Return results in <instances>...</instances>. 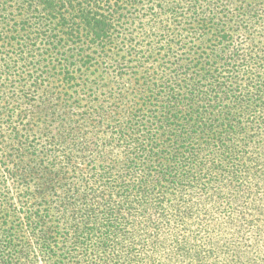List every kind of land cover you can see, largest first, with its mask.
<instances>
[{"label": "trees", "instance_id": "1", "mask_svg": "<svg viewBox=\"0 0 264 264\" xmlns=\"http://www.w3.org/2000/svg\"><path fill=\"white\" fill-rule=\"evenodd\" d=\"M144 1L0 0V20L7 5L20 9L1 34V50L6 59L24 65L17 74L20 83L6 77L5 84L18 89L24 106L45 93L49 76L57 77L64 95H76L72 107L85 100L81 116L91 111L92 124L102 127L89 137L88 145L99 156L85 164L92 172L84 181L113 204H104L93 217L88 196L69 195L72 182L64 180L52 187L60 189L53 196L40 190L41 196L23 210L24 220L17 222L15 202L0 197V264H32V249L44 264H80L84 257V264H140L129 246L166 248L179 231L174 224L186 230L201 211L225 212L227 226L220 228L216 221L213 228L228 230L239 260L246 247L262 254L260 262L244 264H264V0H189V10L181 12L159 0L151 15L166 14L163 20L179 24L188 23L190 13L201 19L186 34L165 25L156 43H136L115 33L114 21L130 15L126 9L140 11ZM207 13L217 20L210 24ZM14 44L18 47L12 49ZM107 79L112 89L100 93L119 97L110 118L104 116L106 100L97 94ZM12 111L7 107L8 117ZM41 164L59 177L62 166L53 160ZM247 187L253 193L239 195ZM250 204L262 214L258 226L240 218L239 208ZM134 216L143 223L141 230L131 228ZM21 223L28 229L26 239L20 236ZM80 236L91 247L79 260L67 241ZM189 243L195 242L182 238L177 251L190 255L197 249L191 260L202 264L205 252ZM209 245L208 256L220 249L214 241ZM144 262L159 264L154 258Z\"/></svg>", "mask_w": 264, "mask_h": 264}, {"label": "rangeland", "instance_id": "2", "mask_svg": "<svg viewBox=\"0 0 264 264\" xmlns=\"http://www.w3.org/2000/svg\"><path fill=\"white\" fill-rule=\"evenodd\" d=\"M145 1L143 2V9H140V11L133 10V8L130 10L126 9L125 12L130 11L131 14L121 16L120 19L114 21L115 33L127 34L131 36L132 41L136 43H138L137 41H143L144 44L147 41L156 43L159 38L157 33L159 30H164L165 25L167 27L172 24L171 28L166 29L174 30L175 33L182 32L186 34L190 33V30H193L195 24L201 19V14L190 13L192 15L188 19V23H169V21L163 20L166 14L151 15L150 13L155 7L153 4L155 5L159 0H152L151 2ZM167 1L165 0L169 6H176L178 12H181L183 8L187 10L190 8L189 0ZM202 7L206 8V3H203ZM2 12L3 19L0 20V50L5 49L2 46L5 39L1 34L5 32V30H9L10 23L13 22H8V19L12 17L16 18L17 12H20V9H18L17 6L10 7L7 5V9ZM178 12H176V14H178ZM211 14L213 13L208 14V17L211 18L210 24L217 20V16L213 17ZM182 27H185L186 30H181ZM120 40H122V38H120L119 41ZM13 47H18V45L14 44L12 49ZM12 49H8L7 51H11ZM5 51L6 50H1L0 53V65L2 66L5 62L9 65L8 69H5L7 67L3 68L0 66V197L5 202L9 200L15 202L17 214L13 219L19 222V220H24L23 210L26 209L27 206H30L33 200L38 198L37 196H41L40 190L41 194L46 192L48 196H53V193L60 192V189L56 192V188L53 189L52 187H56L59 184L62 185L65 180L66 183L72 182L71 188L68 190L69 195H81L84 193V195L86 194L88 196L90 200L89 204H93L95 207V210H92L94 214L93 217H95L103 208V205L108 204L109 201L107 200L106 193L102 196V193L95 191V188L92 187L93 184L84 181L92 172L86 168L85 164L89 162V159L92 160V158H98L99 156V153L92 148L93 146L88 145V140L91 134H93L95 130L100 129L102 125L97 128V126L92 124L94 121L92 120L93 115H90L91 111H89L87 116H81L85 100H80L79 107L77 103L74 107L70 105L73 99L76 98V95L72 93L71 98H69L68 95H64L60 91L58 83L55 82V78L57 77L49 76V84L46 85V83V86L44 85L45 93L35 96L33 100L27 102L26 106L22 105L20 101V92L15 87L9 88V86L5 84V78L17 77V82L20 83V76H17V74L23 70L24 65H18L19 62L17 60L6 59L7 57L4 56V53L6 54ZM153 59L154 56H151V61ZM3 69L8 70L9 73H3ZM123 81L122 83L127 84L125 79ZM18 83H16L15 86H18ZM112 84V81L108 79L105 80L101 86H99L100 88L97 92L101 99L106 100L103 111L104 116L108 118L117 110L115 106L118 104L119 97L117 99L110 97V95L107 97L100 92H102V90L112 89ZM14 89L17 91H14ZM86 90L87 88L85 91ZM7 102H10V105H7ZM7 107L13 108L11 112L12 115H9V117L6 114ZM86 107L88 108V106ZM49 153L51 155L50 157H48ZM49 160H53L59 164L58 166H62L58 168L60 172L59 177H53L48 171L49 168L44 169L41 164V161L47 163ZM119 162L123 163L122 157L119 158ZM27 163H29L28 166L31 168L29 171H25L23 167ZM38 184L40 185L39 190L36 189L39 186ZM24 191H26L27 196L23 195ZM92 191L94 194H91ZM1 192L4 194H1ZM244 193L251 194L253 190L250 187L242 188L239 191V195H244ZM25 198L26 201H24ZM112 198L116 199L117 197L112 194ZM247 202L249 204L250 201L248 200ZM109 204L113 205L111 203ZM250 207L251 208H247L243 206L239 208L238 212L240 218L243 223L246 222L245 224L254 223V225L258 226L259 223H262L260 220L262 214H258L252 204H250ZM122 213L128 214L125 211H122ZM199 213L201 214H199L196 219L190 218L189 226L186 230L174 224L179 231H176L175 235L170 237V240L173 241L167 243L165 245L166 248H161L159 245L160 248L158 247V250L154 251V245L149 244L148 251H145L140 248V243V247L136 246L135 244L137 243H135L133 246H129L127 250L131 249L132 257L140 264L146 263L144 261L151 258H154L159 264H197L196 261L191 260V256L192 259L195 257L197 249H193L190 255L182 251H177L179 249V244H177V242L182 238H189L195 243H189L187 247L191 249L198 247L202 252H205V257L204 259L202 258V264H244L250 261L260 262V259L263 258L262 254L257 249L250 248L251 246L246 247L247 252L243 255L245 257L239 260L236 250H232L237 247L229 245L230 240L229 237H227L229 236L228 230H223L222 233V229L219 231L213 228L217 227L216 221H219L218 227L220 228H222V226L223 228L227 226V222L230 220L225 212L221 213L218 211L215 213L202 214L203 211H201ZM257 218H259V220H257ZM234 220L236 221L237 217ZM142 227L143 223H139V218L134 216L131 228L134 230H141ZM16 228L18 229L19 225ZM194 228L202 230L203 232L197 234L193 231ZM20 229V236L26 239V237H28V229L24 223L20 224ZM209 230L210 234L208 235L206 233H208ZM149 231H151V228ZM93 232H97L96 228H93ZM55 235L56 238H60V234L55 233ZM97 239L94 238V240ZM28 240L32 241L33 238L32 240L28 238ZM71 240L73 239L67 241L69 243L68 247L72 255L80 260L83 256H86L88 249L91 247L88 248L89 245L87 241L89 240L84 238V236H80L78 241L74 243H72ZM91 241L92 240H90V242ZM137 241L136 239L135 242ZM210 241L216 242L220 249L213 255L208 256ZM58 243L60 245V242ZM86 248L88 249L86 250ZM54 250H56V253L59 252L56 247H54ZM34 251H36V249L30 250L31 253L29 252L32 264H44L37 255L33 254L35 253ZM68 257H70V255ZM84 260H86L85 257L81 260L80 264H84ZM129 264H134V262Z\"/></svg>", "mask_w": 264, "mask_h": 264}]
</instances>
